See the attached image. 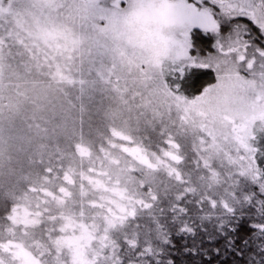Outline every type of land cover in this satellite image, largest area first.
<instances>
[{"label":"trees","instance_id":"16d2710c","mask_svg":"<svg viewBox=\"0 0 264 264\" xmlns=\"http://www.w3.org/2000/svg\"><path fill=\"white\" fill-rule=\"evenodd\" d=\"M16 1L11 14L0 5V258L264 264V127L252 143L258 176L185 111L219 81L184 64L213 54L215 39L194 28L186 57L149 58L153 36L124 24L134 0L116 19L97 0ZM256 6L264 16V0L234 7Z\"/></svg>","mask_w":264,"mask_h":264},{"label":"rangeland","instance_id":"374dc122","mask_svg":"<svg viewBox=\"0 0 264 264\" xmlns=\"http://www.w3.org/2000/svg\"><path fill=\"white\" fill-rule=\"evenodd\" d=\"M105 1L107 0L91 1L89 4L96 5L98 8L106 6L111 10L115 19L120 18L118 13H121L120 6H124V1L112 0L110 4ZM134 1L133 9L129 10L130 21L126 20L124 24L139 31L138 35L141 33V36H153L156 47L150 50L152 56L149 55V58L157 57L165 60L169 54L175 55L176 59L186 57L187 48H189V33L194 28L204 29L215 39L213 54L204 58L195 57L191 62H184V64L215 69L220 75L219 81L214 88L206 89L202 95L189 103L190 106H185V111L191 114L192 119L199 118L203 130H207L210 136L223 147L239 154L240 159L253 172L258 176L261 175L255 163V148L252 143L255 135L258 139L261 137L257 131L264 127V44L256 43L252 32L239 23V19L245 18L264 32V16H259L262 14L258 13L259 8L249 7L248 12H242L241 7L239 9L234 7L238 0ZM6 2L3 4L0 0L3 15L11 14L5 11L6 6H11L8 8L9 11L16 8V0ZM20 10L22 14L29 12L27 8ZM261 11L264 14V7ZM38 13L41 19L47 18L43 15L42 17L41 12ZM21 15H17L15 20L21 21ZM40 18L36 20L42 21ZM48 18L51 19V17ZM89 20L90 18L88 22ZM56 21L54 24L59 27L58 24L61 22ZM117 22L115 25H119ZM65 27L72 29L75 34L81 29L76 23ZM50 30L47 31L51 35ZM90 32L93 34V29ZM136 41V43H141L142 39L138 38ZM143 52L133 49L129 55L138 63L141 60L140 53ZM3 60L4 57L0 53V63ZM154 61V66L157 68L160 60ZM173 65V68L175 67L180 73V66ZM133 70L136 71V68ZM153 71H155L153 68H143V74L146 77ZM222 75H226L227 78ZM15 256L17 254L14 252L7 253L6 256L0 258V264H32L31 262H17L19 259Z\"/></svg>","mask_w":264,"mask_h":264}]
</instances>
